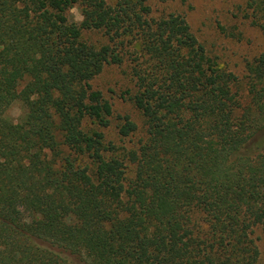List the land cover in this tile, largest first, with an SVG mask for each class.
<instances>
[{
  "label": "trees",
  "instance_id": "obj_1",
  "mask_svg": "<svg viewBox=\"0 0 264 264\" xmlns=\"http://www.w3.org/2000/svg\"><path fill=\"white\" fill-rule=\"evenodd\" d=\"M248 7L264 29V0ZM150 13L147 0H0V264H258L264 52L247 65L252 107L235 115L233 76L185 17ZM89 31L106 43L88 44ZM126 57L147 137L119 155L84 123L110 125L90 81ZM15 100L18 123L4 116ZM117 118L120 137L136 130Z\"/></svg>",
  "mask_w": 264,
  "mask_h": 264
},
{
  "label": "rangeland",
  "instance_id": "obj_2",
  "mask_svg": "<svg viewBox=\"0 0 264 264\" xmlns=\"http://www.w3.org/2000/svg\"><path fill=\"white\" fill-rule=\"evenodd\" d=\"M112 4L114 0H105ZM152 18L165 17L170 13L181 14L187 20L192 33L204 46L208 56L215 61L216 67L233 78L227 87L236 102L235 115L252 107L249 93V76L247 65L264 52V29L260 22H253V15L248 7V0H147ZM73 9L76 11L73 12ZM66 15L75 22H80V13L76 5L70 7ZM263 23V20H261ZM82 39L96 47L106 43L100 31H89L82 34ZM132 63L125 58L121 65H106L90 84L99 90L103 98L112 106L111 123L107 128H100L94 123H84V129L100 131L104 141L111 142L118 148V154L136 150L146 137V121L130 99L136 92L135 80L131 74ZM254 115L262 117L254 108ZM25 113L24 105L15 100L5 110L4 116L12 123H18ZM128 116L136 125V130L127 137H120L117 129L121 121L117 116ZM76 163L87 166L92 176L94 163L86 156L71 153ZM126 179L134 177L135 165L125 162ZM250 238L257 247L258 264L264 263V233L261 226L251 230Z\"/></svg>",
  "mask_w": 264,
  "mask_h": 264
},
{
  "label": "clouds",
  "instance_id": "obj_3",
  "mask_svg": "<svg viewBox=\"0 0 264 264\" xmlns=\"http://www.w3.org/2000/svg\"><path fill=\"white\" fill-rule=\"evenodd\" d=\"M76 10L75 9H73V12H75ZM80 19L82 20L83 18L82 17H80Z\"/></svg>",
  "mask_w": 264,
  "mask_h": 264
}]
</instances>
